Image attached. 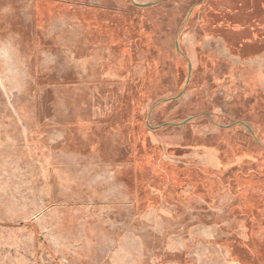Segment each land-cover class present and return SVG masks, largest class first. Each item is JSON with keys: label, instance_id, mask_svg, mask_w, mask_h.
<instances>
[{"label": "rangeland", "instance_id": "1", "mask_svg": "<svg viewBox=\"0 0 264 264\" xmlns=\"http://www.w3.org/2000/svg\"><path fill=\"white\" fill-rule=\"evenodd\" d=\"M132 2L0 0V264H264V0Z\"/></svg>", "mask_w": 264, "mask_h": 264}, {"label": "crops", "instance_id": "2", "mask_svg": "<svg viewBox=\"0 0 264 264\" xmlns=\"http://www.w3.org/2000/svg\"><path fill=\"white\" fill-rule=\"evenodd\" d=\"M158 1H160V0H137V2H139V4L134 3V2H132V4L135 5L136 7L140 8V7H148V6H150L153 3L158 2ZM254 37L257 38L256 35Z\"/></svg>", "mask_w": 264, "mask_h": 264}]
</instances>
